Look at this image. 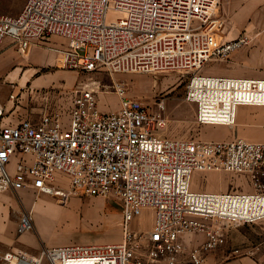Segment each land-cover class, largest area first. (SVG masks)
<instances>
[{"label":"built area","instance_id":"obj_1","mask_svg":"<svg viewBox=\"0 0 264 264\" xmlns=\"http://www.w3.org/2000/svg\"><path fill=\"white\" fill-rule=\"evenodd\" d=\"M235 13L224 0H25L16 16L0 13V50L7 39L22 57L49 49L52 67L87 74H178L197 125L233 127L240 107L264 108V77L199 72L250 44L246 31L232 34ZM113 88L120 105L110 113L88 87L62 94L71 101L66 119L54 106L36 122L3 124L0 105V194L117 199L121 243L49 247L37 257L11 250L4 264H206L227 229L264 222V142L165 136L163 101L151 111L122 84ZM195 173L245 176L251 191H194ZM145 210L151 230H130ZM32 227L26 212L17 234Z\"/></svg>","mask_w":264,"mask_h":264},{"label":"rangeland","instance_id":"obj_2","mask_svg":"<svg viewBox=\"0 0 264 264\" xmlns=\"http://www.w3.org/2000/svg\"><path fill=\"white\" fill-rule=\"evenodd\" d=\"M24 3L25 0H0V13L16 16ZM60 40L57 37H51V42L60 43ZM53 60V52L45 48L28 57H22L12 45L0 50V99L5 98L8 103L3 107L5 122L13 123L22 115L33 114L40 117L45 111L53 110L54 106H59L58 111L66 119L71 108V101L69 97H63L62 94L79 91L84 87L97 92L99 108L101 106L108 108L113 103H117L119 108L120 99L113 88V83L117 82L125 88L127 98L138 100L151 111L156 110L157 104L163 101V113L167 120L163 131L165 136L199 141L208 140L207 135L215 131L238 132L241 138H247L249 134L264 136V108L261 107H251L248 108L247 114H238L233 127L197 125L195 108L185 101L187 79L178 74H116L113 76L105 72L87 74L56 69L52 67ZM199 73L232 77H264V39H251L248 46L233 52L229 60L210 61ZM231 73H243V75L233 76ZM11 95L14 96L12 101ZM102 112L115 111H111L110 108ZM246 117H251L253 120L255 118L256 125L244 127ZM66 184V181H62L60 186L66 188ZM191 188L194 191L244 192L243 189L251 187L245 176L195 173L192 176ZM103 200L108 202L104 213L120 212V203L117 199ZM71 204L82 206L77 215H72L78 219L80 226L100 225L97 222L100 214L94 200L86 196L68 197L62 206L65 210L55 211L53 214L57 224L61 226L71 220L72 217L67 214L70 212L68 208ZM151 220V212L143 211L137 226L140 228L149 226ZM204 223L207 226H220L219 223L210 221H204ZM250 249H256V254L261 257V264H264V222L227 229L224 243L206 254V264L212 263L211 259L215 257L213 255L217 253L221 255V251H223V257L220 259V264H225L241 256L244 250Z\"/></svg>","mask_w":264,"mask_h":264},{"label":"crops","instance_id":"obj_3","mask_svg":"<svg viewBox=\"0 0 264 264\" xmlns=\"http://www.w3.org/2000/svg\"><path fill=\"white\" fill-rule=\"evenodd\" d=\"M224 3L231 6L236 10L235 18L232 26L233 36H237L239 33L246 31L251 39H264V0H224ZM63 41V40H60ZM11 45L9 40H5L3 49ZM14 47V46H13ZM233 76H241L243 73H231ZM250 75V74H247ZM0 105L2 108L8 103L4 99H0ZM99 108V106H98ZM111 108V111H117V103H113L112 106L106 108L101 106L99 110L107 111ZM248 108L240 107L237 111L238 114H247ZM30 119L32 122L38 121L39 117L36 115L23 116L18 118L15 122L24 118ZM237 119V117H236ZM3 124L11 122H5V118L2 120ZM244 127H253L256 125V120L251 117H246ZM240 133L229 132H212L211 135H207L205 141H228L233 139H243L252 142L264 141V136H258L249 134L247 138H241ZM60 182L65 181L60 179ZM62 188V187H61ZM63 189H67L63 187ZM225 186L222 188L224 191ZM244 192H250V189H243ZM70 198L75 196H69ZM78 197V196H76ZM94 200L97 211L100 214L98 219L99 226H80L78 219H75L72 215H77L78 210L82 208L81 205H69L67 214L71 216V220L62 224L61 226L56 223L53 217L55 211L65 210L58 198L50 196H36L32 190H22L19 192H5L0 194V264L2 262V256L8 251L19 250L23 253L37 257L41 250L49 247L67 246V245H117L122 241V208L120 205V212L116 214L104 213L107 203L103 198L89 197ZM77 200V199H76ZM75 201V200H74ZM147 211V210H145ZM30 212L33 220L32 230L23 234H17V225L20 217ZM138 218L133 220L129 228L134 232L148 233L152 228V220L149 226L140 228L137 226ZM77 220V221H76ZM106 225V226H104ZM120 225V226H119ZM198 239L203 240V236L199 235ZM191 245H187L188 251ZM223 251L213 255L210 264H220V259L223 257ZM262 260L259 255L256 254V249L244 250L242 255L227 261L225 264H261ZM40 264H48L47 261H42Z\"/></svg>","mask_w":264,"mask_h":264}]
</instances>
